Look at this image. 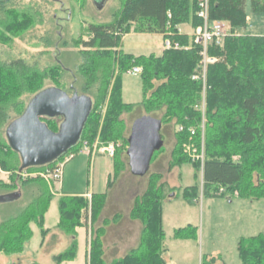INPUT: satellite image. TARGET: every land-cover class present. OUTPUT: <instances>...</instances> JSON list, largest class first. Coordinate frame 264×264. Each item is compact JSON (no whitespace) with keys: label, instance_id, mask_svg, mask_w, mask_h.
Wrapping results in <instances>:
<instances>
[{"label":"trees","instance_id":"obj_1","mask_svg":"<svg viewBox=\"0 0 264 264\" xmlns=\"http://www.w3.org/2000/svg\"><path fill=\"white\" fill-rule=\"evenodd\" d=\"M5 1L0 0V38L8 40L19 36L20 32H28L35 22L32 16L6 7ZM246 1L208 0L209 20L225 23L227 30L220 45L212 43L207 48V56L217 61L206 66L204 83L199 77L201 48L177 29L180 25H189L194 30L201 24L197 17L199 0H123L111 21L89 25L88 38L78 41L83 50L79 53L82 61L77 71L84 79L82 90L87 95L83 96L90 98L91 111L75 146L43 165L21 169V157L10 147L5 128L24 112L22 95L32 97L47 88L43 86L50 77L54 80V88L63 89L58 76L60 66L40 69L20 60L0 61V168L9 174L7 182L0 180V196L12 195L18 185L34 184L35 188L34 196L20 211L0 220V253L21 252L32 238V223L42 236L46 235L44 215L53 199L50 185L41 177L22 179L21 176L52 170L65 156L74 154L75 157L84 143L92 146L102 103L107 97L98 139L101 144L121 141L123 147H127L119 118L123 113L133 112L136 106L123 103L120 79L133 67L142 70L139 74L142 101L138 108L146 115L153 114L162 126H175L174 145L170 159L166 160L168 170L186 163L193 168L194 183L182 190L181 197L187 202L196 200L201 191L202 197L207 198L264 199V36L239 34L246 26ZM250 8L255 15L264 14V0H250ZM131 31L161 34L181 48L163 50L159 56L124 54L119 49V41ZM193 76L199 79L194 80ZM54 119L41 118V121L57 132L59 125ZM178 127L182 130L178 131ZM186 144L193 145L191 153L202 154V160L191 161L184 153ZM125 148L117 149L112 157V180L120 177L125 165L121 158ZM161 152L162 149L153 154L150 165L157 164ZM145 177L146 187L135 198L129 212V218L141 225L137 245L111 263H106L103 256L104 227L120 216L101 219L107 195H92L90 200L77 195L59 197L56 228L71 232L73 242L68 250L53 258L54 264L75 259L76 230L81 227L89 229L90 233L86 264H165L161 204L172 192L164 196L166 185L161 173L151 169ZM112 185L109 180V190ZM196 232V228L186 226L176 229L174 237L194 240ZM237 252L241 264H264V236L241 239ZM202 264H213V260L204 259Z\"/></svg>","mask_w":264,"mask_h":264},{"label":"rangeland","instance_id":"obj_2","mask_svg":"<svg viewBox=\"0 0 264 264\" xmlns=\"http://www.w3.org/2000/svg\"><path fill=\"white\" fill-rule=\"evenodd\" d=\"M122 2L123 0H108L104 7L98 10L91 0H6V7H12L20 14L32 16L35 23L28 32H20L21 34L17 37L8 40L0 38V61L10 63L20 60L27 65H37L40 69L59 65L61 72L58 76L60 84L63 86L62 90L69 96L87 95L82 90L84 79L77 71L82 61L79 53L83 50L78 45V41L88 38L89 25L111 21L113 14L118 11ZM245 14L246 26L239 31V34L264 36V14H253L250 0L246 1ZM166 39L159 35L138 34L131 31L119 41V49L124 54L134 57L148 56L159 53L164 47ZM120 80L123 103L136 106L133 112L123 113L119 118L122 121L127 140L132 122L146 113L137 106L142 101L139 75H130L127 72L121 75ZM113 81L114 79L112 84ZM43 87H55L54 80L51 77L46 79ZM33 96L30 97L28 94L21 96L20 101L24 103L25 108ZM107 105L108 97L102 103V113L99 117L98 128H96L97 135L92 141V146L88 145L93 154H97L94 146L97 149L114 144L117 145L115 151L117 149V151H122L125 148L121 141L101 144L98 139V130L101 127ZM150 115L153 116V114ZM61 121V118L53 120L57 126ZM174 131V124L161 126L160 134L163 132L164 144L161 154L157 156L156 165L159 163V166L164 167L153 166L152 169V172H159L163 175L162 181L166 185L164 196L166 197L168 193L172 192L169 195L170 198L162 202L161 207L165 235L163 243L165 252L162 254V258L165 264H202L206 257L212 255L219 260L218 264H240L237 252L238 242L241 239L258 235L264 236V199L250 201L234 197L229 202L227 198H207L199 194L196 201L187 202L184 200L181 197V192L184 188L193 185V168L186 163L182 166L177 164L168 170L166 160L170 159V152L174 145ZM192 148L191 144L183 146L184 153L191 161ZM126 149L127 147L124 153L121 152V154L123 153L121 158L125 162L119 174L122 176L111 187L109 199L111 202L117 200V206L120 207L126 204L132 194L134 196L139 190L142 191L147 181L145 176L133 178L129 173ZM87 154V151L81 149L74 158L64 164L61 176L64 194L90 195L106 191L107 177L112 171L111 158L107 155H96L90 160ZM40 174L42 172H29L23 173L21 177L29 179L41 177ZM8 176V172L2 171L0 180L7 182ZM45 182L50 185V192L53 195L44 215L46 235L42 236L38 227L32 223V238L24 244L19 253L11 255L0 253V264H54L53 258L71 247L72 233H65L56 228L59 196L55 194L56 189L59 190L60 186H55L52 182ZM34 191V184L18 185L17 190L13 192V194H19L15 201L0 200V220L20 211L34 196ZM188 225L196 227V241H181L174 238L175 229ZM76 242L75 259L72 263L62 264H85L83 232L77 234Z\"/></svg>","mask_w":264,"mask_h":264},{"label":"water","instance_id":"obj_3","mask_svg":"<svg viewBox=\"0 0 264 264\" xmlns=\"http://www.w3.org/2000/svg\"><path fill=\"white\" fill-rule=\"evenodd\" d=\"M100 10L108 0H91ZM87 96L69 97L58 88H47L33 96L22 115L5 128L10 147L22 161L21 169L50 163L65 154L79 141L91 111ZM41 118H61L57 132L51 131ZM161 121L149 115L136 118L127 137V165L133 177H144L155 152L163 147ZM20 169V170H21ZM19 194L0 196L13 202Z\"/></svg>","mask_w":264,"mask_h":264},{"label":"crops","instance_id":"obj_4","mask_svg":"<svg viewBox=\"0 0 264 264\" xmlns=\"http://www.w3.org/2000/svg\"><path fill=\"white\" fill-rule=\"evenodd\" d=\"M177 29H178V31H179L180 34L187 35L189 38L191 37L192 32H193V29L189 25H180L179 27H177ZM146 35H159L160 37H162L161 34H146ZM125 36H123V38ZM162 41H163V38H162ZM163 50L164 49L162 48L159 53H153V54H155L156 56H159L163 52ZM87 153H88L87 156L90 158V160L93 159L96 155L105 156V155L100 154V153L98 154V152H97V154H93L91 151L90 152H87ZM107 156L110 157L111 160H112V171H111V173L107 177V182L110 180V181L113 182V185H114L116 182L119 181V179H120V177L122 175H120V177H118V179L116 181L115 180H112L113 179V159H112L113 155L112 156L107 155ZM162 165H164V163H162ZM153 166L154 167H157V168L161 167V166H159V163L156 166L155 165H152L151 166V169L154 168ZM151 169L149 168L150 171H151ZM145 178H147V177H145ZM107 182H106V191L104 193H100V195L101 194H104V195L106 194L107 195V199H106L105 207H104V209L102 211V215H101L102 218L101 219L102 220L103 219H109V220H111V219H114V218L117 219V215L120 216L119 219L112 220L111 222H109L104 227L103 256H104V261L106 263H111L112 261H115L117 259L122 258L125 254H127L131 249L135 248L136 245H137L138 237H139V234H140V231H141V225L137 221L131 220L129 218V212H130V209L132 207V204H133L135 198L137 196H139L144 191V189L146 187V183H145L144 189L142 191L139 190V192H136L134 194V196L132 194V196H130L128 198V200L126 201V204H123V206L120 207L119 205L117 206V204H118V202H116L117 200H114L113 202H111L109 200L110 199V193H111L110 190H111V188L109 190V188L107 187ZM54 185L55 186L56 185L57 186H60V187H58L59 190L56 189V194H55V195L58 194L59 197L77 195V196H82L83 198L90 200L92 195H99V194H90V195H88V194H77V193H74V194H64L63 193V190H62V180H60V182L58 184H54ZM199 194L201 195V191H200ZM169 195H168V198H170ZM54 197H56V196H54ZM171 197H172V195H171ZM230 199H233V198H230ZM230 199H228L229 202H230ZM196 200H192V201H196ZM161 207H162V204H161ZM57 221H58V219H57ZM101 224H102V222L100 221V225ZM161 224H162V214H161ZM188 226H190V225H188ZM194 228H196V227H194ZM162 229H163V225H162ZM177 229H179V228H177ZM79 232H83L84 246H85V255L84 256H85V264H86V261H87V253H88V250H89V235H90V233H89V229H86L84 227L77 228V230H76V236H77V234ZM196 234H197V232H196ZM196 239H197V236H196ZM196 239H194V240L187 239V240L196 241ZM86 240H87V244H86ZM177 240H181V239H177ZM187 240H181V241H187ZM210 259L213 260V264H218V261L219 260H217L212 255L206 257V260H210ZM72 262L73 261H71V262H64V263H72Z\"/></svg>","mask_w":264,"mask_h":264},{"label":"built area","instance_id":"obj_5","mask_svg":"<svg viewBox=\"0 0 264 264\" xmlns=\"http://www.w3.org/2000/svg\"><path fill=\"white\" fill-rule=\"evenodd\" d=\"M169 16V15H168ZM197 17L200 19L201 24L196 27L191 35L192 42L199 46L201 48L200 56H201V81L204 83L205 79V71L206 66L208 64H212L216 62L217 60L212 57L207 56V48L210 44L214 43L215 45H220L223 38L225 37L227 26L225 23L220 21H210L209 20V9H208V0H199L198 3V11H197ZM180 45L176 42H173L169 39H166L164 42V50H171V49H180ZM141 72L140 68L133 67L128 73L130 75H139ZM198 76H193L192 79L196 80L199 79ZM201 110L203 111V104L201 105ZM203 131V127H201ZM182 127H178V131H181ZM190 133L193 134L194 131L190 130ZM117 145L114 144H108L104 147H100L96 149V146H94V149L97 150L98 153L103 155H109L112 156L114 154L115 148ZM82 150L90 152L89 146L84 143L82 146ZM189 150V149H188ZM192 159H200L202 160V154L198 155L193 151L191 153ZM74 158V154H69L64 157L62 161L57 163L52 170H47L46 172L40 174V176L49 182H52L53 184H58L61 180L62 175V169L66 162ZM0 173L2 174V170L0 168ZM222 192V189H219V193Z\"/></svg>","mask_w":264,"mask_h":264},{"label":"flooded vegetation","instance_id":"obj_6","mask_svg":"<svg viewBox=\"0 0 264 264\" xmlns=\"http://www.w3.org/2000/svg\"><path fill=\"white\" fill-rule=\"evenodd\" d=\"M67 94V93H66ZM68 95V94H67ZM69 96V95H68ZM69 97H71V96H69Z\"/></svg>","mask_w":264,"mask_h":264},{"label":"bare ground","instance_id":"obj_7","mask_svg":"<svg viewBox=\"0 0 264 264\" xmlns=\"http://www.w3.org/2000/svg\"><path fill=\"white\" fill-rule=\"evenodd\" d=\"M99 154V153H98Z\"/></svg>","mask_w":264,"mask_h":264}]
</instances>
